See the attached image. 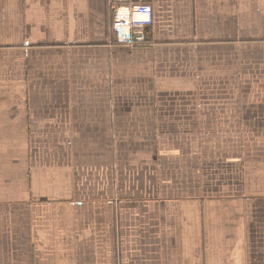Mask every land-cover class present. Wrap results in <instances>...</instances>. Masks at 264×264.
Instances as JSON below:
<instances>
[{
    "label": "crops",
    "instance_id": "1",
    "mask_svg": "<svg viewBox=\"0 0 264 264\" xmlns=\"http://www.w3.org/2000/svg\"><path fill=\"white\" fill-rule=\"evenodd\" d=\"M0 264H264V0H0Z\"/></svg>",
    "mask_w": 264,
    "mask_h": 264
},
{
    "label": "built area",
    "instance_id": "2",
    "mask_svg": "<svg viewBox=\"0 0 264 264\" xmlns=\"http://www.w3.org/2000/svg\"><path fill=\"white\" fill-rule=\"evenodd\" d=\"M152 22L148 4H119L113 7L112 31L116 42L129 48L138 47L147 40V28Z\"/></svg>",
    "mask_w": 264,
    "mask_h": 264
}]
</instances>
